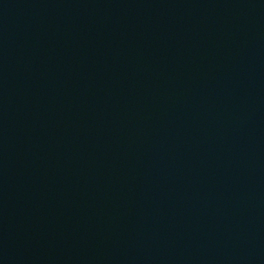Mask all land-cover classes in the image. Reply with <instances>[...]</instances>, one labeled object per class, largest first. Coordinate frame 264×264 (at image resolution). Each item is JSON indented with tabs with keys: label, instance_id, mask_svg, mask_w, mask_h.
<instances>
[{
	"label": "water",
	"instance_id": "water-1",
	"mask_svg": "<svg viewBox=\"0 0 264 264\" xmlns=\"http://www.w3.org/2000/svg\"><path fill=\"white\" fill-rule=\"evenodd\" d=\"M0 264H264V0H0Z\"/></svg>",
	"mask_w": 264,
	"mask_h": 264
}]
</instances>
